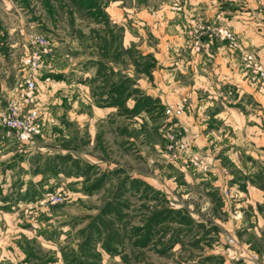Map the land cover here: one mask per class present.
<instances>
[{
  "label": "rangeland",
  "instance_id": "rangeland-1",
  "mask_svg": "<svg viewBox=\"0 0 264 264\" xmlns=\"http://www.w3.org/2000/svg\"><path fill=\"white\" fill-rule=\"evenodd\" d=\"M255 2L263 5L0 0V78L13 77L14 93L35 37L44 36L50 48L33 72L38 86L31 107L40 132L20 141L0 124V264H239L238 247L251 250L240 243L255 242L245 233L249 223L235 225L230 212L218 210L217 196L194 181L200 172L191 171L187 181L186 161L165 151L169 130L185 133L146 91L154 55L187 56L188 8L200 15L202 6L237 4L242 12ZM222 40L235 45V36ZM39 81L47 98L41 106ZM79 82L91 86L81 105ZM180 102L185 109L186 100ZM90 104L113 111L92 121ZM190 213L196 221L187 220ZM225 227L235 236L224 238Z\"/></svg>",
  "mask_w": 264,
  "mask_h": 264
},
{
  "label": "crops",
  "instance_id": "crops-1",
  "mask_svg": "<svg viewBox=\"0 0 264 264\" xmlns=\"http://www.w3.org/2000/svg\"><path fill=\"white\" fill-rule=\"evenodd\" d=\"M259 2L263 5L258 7L255 2L242 12L237 4L202 6L200 15L194 14V7L188 8L187 56L177 57V52L154 55L156 68L154 65L147 74L152 78L147 94L159 97L165 107L186 100L183 114L173 121L174 128L182 130L189 142L187 153L181 157L187 164V181L192 180L191 171L200 172V178L194 181L203 184L211 198L217 196L218 210L230 212L235 225L249 223L245 233L255 236V242L249 238L247 244L240 243L251 249L248 253L236 245L239 264H264V0ZM208 18L212 25L208 22L203 24L204 28L195 29L198 19ZM213 24L229 28L234 33L235 45L209 34L207 29L216 27ZM248 53L253 54L252 61L245 59ZM254 64L259 66L258 70ZM4 78H0V105L16 89L12 76L7 74ZM39 82L36 100L41 106L47 98L42 87L45 85ZM53 86L47 83V89ZM77 86L79 97L75 102L81 105L86 103L83 96L91 86L81 82ZM61 89L63 92L64 88ZM55 92L62 95V100L65 98L60 90ZM89 111L90 120L96 121L113 111V107L90 104ZM194 152L203 157L204 169L191 165L189 158ZM233 197L236 200H230ZM222 229L224 238L235 236L226 227Z\"/></svg>",
  "mask_w": 264,
  "mask_h": 264
},
{
  "label": "built area",
  "instance_id": "built-area-1",
  "mask_svg": "<svg viewBox=\"0 0 264 264\" xmlns=\"http://www.w3.org/2000/svg\"><path fill=\"white\" fill-rule=\"evenodd\" d=\"M202 28H204L203 25L199 23L195 25L196 30ZM209 29H211L219 39L234 40V33L226 26L221 25ZM34 43L37 46L36 50L32 53H28L24 57V63L27 65L28 71L23 82L19 85L15 93L5 97L3 104L0 105V124L13 130L20 141H26L40 132V126L39 123H37L36 109L31 107L37 89L33 72L39 66L41 55L47 54L50 48L48 40L42 35L36 36ZM245 59L247 61H252L253 56L251 54H246ZM254 65L259 69L257 64ZM261 74L263 75V73ZM165 112L170 114V116L178 117L183 114L184 105L181 102L169 104L165 107ZM166 138L167 145L165 149L169 152L170 158L178 159L187 153L189 142L186 135L176 130H169L166 133ZM189 161L195 168H205L204 159L199 152L192 153ZM52 197L55 199L54 201H57L59 198L58 195Z\"/></svg>",
  "mask_w": 264,
  "mask_h": 264
},
{
  "label": "trees",
  "instance_id": "trees-1",
  "mask_svg": "<svg viewBox=\"0 0 264 264\" xmlns=\"http://www.w3.org/2000/svg\"><path fill=\"white\" fill-rule=\"evenodd\" d=\"M187 220H189V221H193L192 218H191L190 216L187 218Z\"/></svg>",
  "mask_w": 264,
  "mask_h": 264
}]
</instances>
